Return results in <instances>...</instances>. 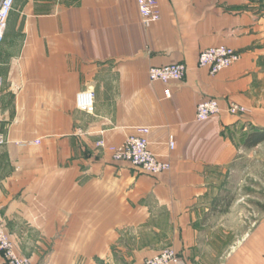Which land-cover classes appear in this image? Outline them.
<instances>
[{
	"label": "crops",
	"instance_id": "obj_1",
	"mask_svg": "<svg viewBox=\"0 0 264 264\" xmlns=\"http://www.w3.org/2000/svg\"><path fill=\"white\" fill-rule=\"evenodd\" d=\"M15 1L0 45V218L17 253L132 264L171 246L189 264H264V212L230 220L241 201L230 178L248 134L264 129V0H159L158 21L137 0ZM219 44L240 59L215 74L198 67ZM179 62L183 80L149 79ZM90 89L87 113L76 95ZM210 97L221 112L197 120ZM235 103L250 113L232 114ZM139 126L170 169L149 174L97 144Z\"/></svg>",
	"mask_w": 264,
	"mask_h": 264
},
{
	"label": "built area",
	"instance_id": "obj_2",
	"mask_svg": "<svg viewBox=\"0 0 264 264\" xmlns=\"http://www.w3.org/2000/svg\"><path fill=\"white\" fill-rule=\"evenodd\" d=\"M138 10L145 21H158L161 17L159 0H137ZM15 0H0V45L4 40L10 14L14 9ZM240 53L235 49L219 44L211 46L200 52L198 67L209 68L215 74L220 70L229 68L239 60ZM188 72L187 65L179 62L162 66H152L149 68V79L151 81L170 82L183 80ZM1 82V80H0ZM166 95H170V90H166ZM77 106L91 113L95 108L94 91L84 90L76 95ZM232 114L246 112L244 106L237 103L229 107ZM196 118L199 121H206L213 115L221 112L220 102L215 97L206 98L200 102L196 108ZM151 128L145 126L137 127L135 134L128 136L121 144H109L104 140L97 141V144L107 149L111 157L116 161H129L135 167L138 166L149 174H159L170 169L168 161H162L149 147L148 140ZM170 146H175L174 137L169 138ZM5 136H0V145L7 143ZM36 142H39L37 140ZM0 264H34L30 258L20 256L14 247L13 240L8 233L4 221L0 218ZM134 264H189L186 257L180 255L175 248L167 246L151 257H147Z\"/></svg>",
	"mask_w": 264,
	"mask_h": 264
},
{
	"label": "rangeland",
	"instance_id": "obj_3",
	"mask_svg": "<svg viewBox=\"0 0 264 264\" xmlns=\"http://www.w3.org/2000/svg\"><path fill=\"white\" fill-rule=\"evenodd\" d=\"M242 106L245 107L246 112L241 114L250 113L247 106ZM241 163L244 168L230 178L231 190L236 197L235 201L241 197L239 203L235 202L231 205L232 212L238 215V218L231 217V226L238 224L236 220H239V217L244 219L246 216L253 217L257 212H264V141L248 147Z\"/></svg>",
	"mask_w": 264,
	"mask_h": 264
},
{
	"label": "trees",
	"instance_id": "obj_4",
	"mask_svg": "<svg viewBox=\"0 0 264 264\" xmlns=\"http://www.w3.org/2000/svg\"><path fill=\"white\" fill-rule=\"evenodd\" d=\"M264 141V129L254 128L246 137L244 146L250 147L251 145H256L257 143Z\"/></svg>",
	"mask_w": 264,
	"mask_h": 264
}]
</instances>
